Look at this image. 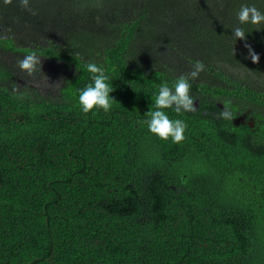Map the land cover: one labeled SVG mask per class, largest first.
I'll return each instance as SVG.
<instances>
[{
  "label": "trees",
  "instance_id": "trees-1",
  "mask_svg": "<svg viewBox=\"0 0 264 264\" xmlns=\"http://www.w3.org/2000/svg\"><path fill=\"white\" fill-rule=\"evenodd\" d=\"M242 5L264 11L0 0V264H264V24L235 37ZM198 61L192 110L163 109L184 139L160 138L159 87ZM89 63L113 85L107 112L81 110Z\"/></svg>",
  "mask_w": 264,
  "mask_h": 264
},
{
  "label": "clouds",
  "instance_id": "clouds-1",
  "mask_svg": "<svg viewBox=\"0 0 264 264\" xmlns=\"http://www.w3.org/2000/svg\"><path fill=\"white\" fill-rule=\"evenodd\" d=\"M21 2L26 4L27 0H21ZM236 17L238 23L241 25L233 29L234 36L237 38L243 39L245 37L244 24H264V11H261L254 5H242L236 12ZM37 63L38 57L28 55L19 62V66L31 72ZM203 69V63L198 61L194 66V70L187 76L180 75L176 78L174 88H169L167 84L160 85L155 97V105L157 107L150 113V119L148 120V127L152 133L163 139H167L171 136L174 142L184 139L183 133L186 128L185 123L181 120L170 119L163 109L174 106L177 112H180L182 109L185 111L192 110L194 106L193 97L190 95V79L197 77ZM87 70L93 74L92 84L79 90L81 110L87 113L95 106L105 112L109 111L113 99L108 96V93L113 89V85L109 83V77L95 63H89L87 65ZM228 103L230 102L226 101L224 103L221 116L225 120H232L233 116L227 107Z\"/></svg>",
  "mask_w": 264,
  "mask_h": 264
},
{
  "label": "rangeland",
  "instance_id": "rangeland-1",
  "mask_svg": "<svg viewBox=\"0 0 264 264\" xmlns=\"http://www.w3.org/2000/svg\"><path fill=\"white\" fill-rule=\"evenodd\" d=\"M42 78H43L42 81H46V80L48 79V77H46V76H44V75H43ZM39 81H40V80H37L36 82L39 83ZM47 87H48V86H47ZM48 88L50 89L51 87H48ZM46 89H47V88H46Z\"/></svg>",
  "mask_w": 264,
  "mask_h": 264
},
{
  "label": "water",
  "instance_id": "water-1",
  "mask_svg": "<svg viewBox=\"0 0 264 264\" xmlns=\"http://www.w3.org/2000/svg\"><path fill=\"white\" fill-rule=\"evenodd\" d=\"M243 122V120H242V117H238V118H236V122ZM250 125L252 126L253 124L252 123H250Z\"/></svg>",
  "mask_w": 264,
  "mask_h": 264
}]
</instances>
